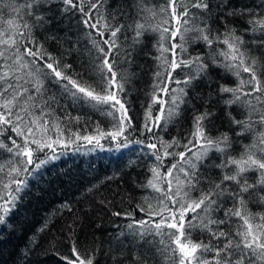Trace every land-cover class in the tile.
<instances>
[{
  "label": "snow or ice",
  "instance_id": "6c2138e0",
  "mask_svg": "<svg viewBox=\"0 0 264 264\" xmlns=\"http://www.w3.org/2000/svg\"><path fill=\"white\" fill-rule=\"evenodd\" d=\"M106 3L0 0V225L69 149L79 152L78 141L103 148L101 140L110 138L113 151L132 144L149 150L152 176L141 187L158 194L145 196L136 209L113 213L127 221L115 236L120 251L112 257L114 264H264V213L249 208L257 198L264 202V61L249 47L264 49V0L252 7L233 6L229 0H136V16L123 13L127 22H118L115 13L110 18ZM74 9L81 14L77 24L88 29L75 37L71 27L58 31L65 21L71 23ZM246 14L247 28L229 22V17ZM215 21L223 28L214 27ZM129 32L131 43H126ZM149 32L158 34L155 80L145 122L135 127L126 88L130 74L120 65L133 62L136 45ZM48 40L63 51H49ZM83 40L89 60L84 72H76L68 60L74 52L79 59ZM198 43L207 51L195 48ZM213 67L238 81L235 87L221 83L218 98L228 109L238 105L244 110L241 119L226 112L234 138L227 132L209 134L205 122L215 112L205 108L195 115L186 143L175 136L165 140L162 133L181 115V106L190 103L189 89L207 82L208 96L197 99L211 103ZM156 104L160 108L153 114ZM76 105L107 115L111 127L97 124L89 135L74 131L71 124L81 117L68 108ZM137 132L141 138L132 139ZM212 152L219 154V163L207 162ZM168 158L173 162L166 166ZM213 168L220 170L219 177ZM137 210L142 217H136ZM47 228L45 223L38 231ZM197 232L207 240L194 239ZM37 243L30 239L22 257ZM129 249L131 260L117 261ZM71 256L75 259L61 255L59 260L95 264L96 253L85 258L75 241Z\"/></svg>",
  "mask_w": 264,
  "mask_h": 264
},
{
  "label": "trees",
  "instance_id": "16d2710c",
  "mask_svg": "<svg viewBox=\"0 0 264 264\" xmlns=\"http://www.w3.org/2000/svg\"><path fill=\"white\" fill-rule=\"evenodd\" d=\"M85 2L87 3L88 0ZM134 3L136 0H107L106 8L110 18L111 14L115 13L118 22H127L128 16L123 13L135 17L136 9L132 8ZM149 3H159V0H149ZM229 3L233 6L252 7L259 4V0H229ZM129 9H131L130 12ZM73 11L75 15L71 23L65 21L58 31L63 33L66 28L71 27V35L75 37L78 31L85 32L88 29L83 23L77 24L81 14L77 9ZM247 19L246 14L243 18L229 17V22L234 23L237 29H241L248 27ZM55 27L54 23L53 28ZM214 27L222 29L223 25L215 21ZM36 35L45 39L44 33L39 30ZM128 36L129 40L126 43H131L132 33L129 32ZM157 39V33H147L143 43L136 45L133 62L120 65L130 74V82L126 88L129 97L128 107L135 127H142L144 124L146 108L151 102L157 64L152 58L157 54L153 45ZM86 44L88 42L83 40L79 59L74 52L68 60L76 72H84L87 67L89 57L84 52ZM46 46L53 53L63 51L55 41L48 40ZM194 47L207 51L203 43L195 44ZM249 47L253 49V55L264 61V49H257L254 45ZM243 75L247 76V74ZM212 81L211 103L205 104L203 100L197 99L198 95L208 96L207 82L200 83L194 91L189 89L187 99L190 103L181 106V115L162 133L165 140L171 141L175 136L182 143H186L195 115L203 112L205 108L215 112L211 122H205L209 134L217 137L227 132L234 138L235 134L232 130L234 126L230 127V117L226 115V112L231 111L233 116L241 119L244 110L238 105L228 109L218 98L221 96L219 91L221 83L235 87L238 81L231 74L225 73L223 69L215 67L212 70ZM170 87H176V85L172 84ZM228 95L224 94L225 97ZM159 96L167 99L163 93H159ZM159 108V104L154 105L153 114ZM68 111L73 116L81 117L79 123L73 121L71 127L84 135L95 133L97 124L105 130L111 127L110 117L90 107L76 105L69 107ZM137 138H141L138 132L132 139ZM248 139L250 140V137ZM77 144L81 146L79 152L69 149L64 159L53 166L41 182L25 191L16 209L10 214L8 222L0 225V264H58V262L64 264V261L59 260L61 255L75 259L71 256L73 241L85 258L96 253L95 264H114L112 257L120 251L115 236L125 227L127 221L123 216L113 213H125L136 209L137 204L142 203L145 196L158 195L151 189L141 187L152 176L149 168L153 158L146 155L149 151L147 148L135 144L113 151L115 144L110 141V138L101 140L103 148L95 145V142L88 144L86 141H78ZM177 151H183V149L180 148ZM129 161L132 163L129 164ZM212 161L220 162L218 153L209 154L207 162ZM172 162L173 158H168L165 160V165L168 166ZM165 170L166 168L162 169V171ZM212 172L219 177V169L213 168ZM90 187L92 190L87 191ZM249 208L252 212L264 213V202L257 198L255 202L249 204ZM142 215L138 210L136 211L137 218ZM45 223L48 228L43 232L38 231ZM193 238L207 240L208 237L206 234L197 232L194 233ZM30 239L38 240V243L30 250V255L22 257V252L25 251L26 245L30 244ZM124 239H130V237ZM130 253L131 249L123 257L117 256V261L131 260Z\"/></svg>",
  "mask_w": 264,
  "mask_h": 264
}]
</instances>
